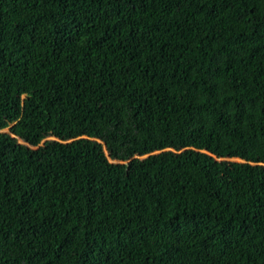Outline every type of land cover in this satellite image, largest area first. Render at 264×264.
<instances>
[{"label":"trees","instance_id":"1","mask_svg":"<svg viewBox=\"0 0 264 264\" xmlns=\"http://www.w3.org/2000/svg\"><path fill=\"white\" fill-rule=\"evenodd\" d=\"M0 264H264V0H0Z\"/></svg>","mask_w":264,"mask_h":264}]
</instances>
